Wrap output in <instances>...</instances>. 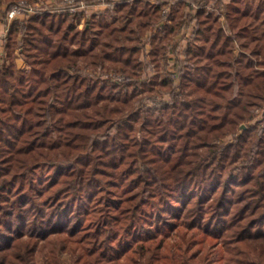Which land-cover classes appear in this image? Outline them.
Returning a JSON list of instances; mask_svg holds the SVG:
<instances>
[{
  "label": "trees",
  "instance_id": "1",
  "mask_svg": "<svg viewBox=\"0 0 264 264\" xmlns=\"http://www.w3.org/2000/svg\"><path fill=\"white\" fill-rule=\"evenodd\" d=\"M16 1L0 0V12ZM130 1L108 2L145 24L170 2ZM195 1L177 83L169 72L140 80L143 28L101 15L78 29L69 8L11 24L0 64V264H62V253L66 264H117L177 224L216 237L222 264H264V119L252 123L264 109V0L212 1L224 4L227 29L209 0ZM153 85L168 97L146 102L140 89Z\"/></svg>",
  "mask_w": 264,
  "mask_h": 264
},
{
  "label": "rangeland",
  "instance_id": "2",
  "mask_svg": "<svg viewBox=\"0 0 264 264\" xmlns=\"http://www.w3.org/2000/svg\"><path fill=\"white\" fill-rule=\"evenodd\" d=\"M19 1H25L29 4L30 8L35 11L36 8H44L59 13L61 8H69L70 13L74 15L73 22L78 29H83L87 24V20L90 18L93 17L98 19L101 15L111 23L129 26L136 31L143 28L144 32L134 40V43L138 44L139 60L142 62L140 80L147 81L152 78H157L158 81L166 72H169L170 76L174 78V83L178 82L177 70L180 65L178 60L183 58L184 47L188 44V39L195 31L199 20L197 16H195V9L198 7L195 0H189L191 1L189 5L184 3L185 1L183 0H176V2L174 0H168V2H170H166L167 4L164 2L163 4L165 5L161 10L159 9L160 11H157L158 18L156 22L154 23V21H152V24H145L147 18L138 17L134 14H125L122 10L116 9L115 6L112 7L108 2H116V0H18L14 4ZM146 1H149L151 4H156L159 0ZM212 1L214 2V0H209L210 5L207 6L208 10L213 11L214 14L218 13V20L225 26V29H227L228 20L223 5L232 0H222L224 4H220V7L216 6V4H212ZM257 1L258 0H251L252 6H254V3ZM3 6L5 5H2V7ZM9 10L10 8L4 13L2 9V12H0V64L4 62L9 63L10 61L8 58V49L5 45V37L9 27L13 22L22 24L27 22V18H29L26 14L24 16L21 15V20H9ZM171 13H173V15L169 18ZM181 20H184V23L181 24ZM165 22L177 28H175L174 31H170L167 26L161 27L162 23ZM177 24L180 26H177ZM153 32L156 33L154 39L151 37ZM20 37L21 35L18 36V38ZM156 45H158V47L159 45H165V50L163 52L159 50L158 54H156L157 63L151 60L152 56H149L150 51ZM13 46L14 51L12 56L14 61L19 67L28 68L26 55L18 48V45ZM88 71L91 72V68H89ZM103 71V69H99L97 73L102 74ZM110 74L120 80H123L125 77L115 73ZM164 92V88L153 85L152 88L146 87V90L140 89L139 94L146 98V102H149L151 96L157 99L161 95L164 96ZM164 97L167 98L168 96L165 95ZM255 113H257V116L252 120V123L255 122L256 119H264V109L256 108ZM242 124L245 125V123ZM231 139L232 135H228L224 140ZM143 245V251L133 248L127 251L119 259L117 264H145L150 253H154V257L152 258L153 264H191L192 262H204V264L223 263L224 250L216 237L207 235L197 228L188 229L182 224H177L175 227L168 229L157 238L143 242ZM200 255L203 256L204 259L200 260ZM67 259V254L62 253L60 256L61 263L66 264Z\"/></svg>",
  "mask_w": 264,
  "mask_h": 264
},
{
  "label": "built area",
  "instance_id": "3",
  "mask_svg": "<svg viewBox=\"0 0 264 264\" xmlns=\"http://www.w3.org/2000/svg\"><path fill=\"white\" fill-rule=\"evenodd\" d=\"M15 11L16 12V15L15 16H10L9 14L11 12ZM28 17L32 16L33 14H35V10L30 8L29 4H27L25 1H19L18 3L12 5L10 7V10L8 12V18L9 20H18L20 19L21 20V15H26Z\"/></svg>",
  "mask_w": 264,
  "mask_h": 264
},
{
  "label": "clouds",
  "instance_id": "4",
  "mask_svg": "<svg viewBox=\"0 0 264 264\" xmlns=\"http://www.w3.org/2000/svg\"><path fill=\"white\" fill-rule=\"evenodd\" d=\"M9 15H10V16H15V15H16V12L13 11V12H11Z\"/></svg>",
  "mask_w": 264,
  "mask_h": 264
},
{
  "label": "water",
  "instance_id": "5",
  "mask_svg": "<svg viewBox=\"0 0 264 264\" xmlns=\"http://www.w3.org/2000/svg\"><path fill=\"white\" fill-rule=\"evenodd\" d=\"M244 127H245V125H244V124H242V125H241V129H242V128H244Z\"/></svg>",
  "mask_w": 264,
  "mask_h": 264
},
{
  "label": "crops",
  "instance_id": "6",
  "mask_svg": "<svg viewBox=\"0 0 264 264\" xmlns=\"http://www.w3.org/2000/svg\"><path fill=\"white\" fill-rule=\"evenodd\" d=\"M1 26V25H0Z\"/></svg>",
  "mask_w": 264,
  "mask_h": 264
}]
</instances>
